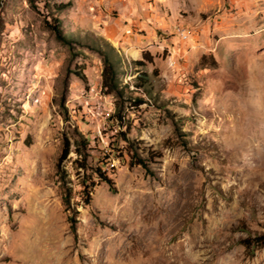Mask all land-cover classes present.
Listing matches in <instances>:
<instances>
[{
  "label": "rangeland",
  "instance_id": "374dc122",
  "mask_svg": "<svg viewBox=\"0 0 264 264\" xmlns=\"http://www.w3.org/2000/svg\"><path fill=\"white\" fill-rule=\"evenodd\" d=\"M261 236L264 0H0V264H264Z\"/></svg>",
  "mask_w": 264,
  "mask_h": 264
},
{
  "label": "trees",
  "instance_id": "16d2710c",
  "mask_svg": "<svg viewBox=\"0 0 264 264\" xmlns=\"http://www.w3.org/2000/svg\"><path fill=\"white\" fill-rule=\"evenodd\" d=\"M48 27L50 28V30L55 34V36L61 40V41H66L63 32H62V28H61V21L57 18H54L52 20V22L48 25ZM144 60H147L150 62V58H148V54L143 55ZM136 64L138 66H142L144 63L143 61H137ZM113 69L111 66V63L106 60L105 61V66L103 69V86L107 87V80H108V76L109 75H113ZM143 80L146 81V75H142ZM139 88V87H137ZM137 101V105H141L144 101L143 99L139 98L136 99ZM121 118V117H120ZM121 120V119H120ZM125 136V134H123ZM128 142V145L133 147V154L132 157L129 161V168H133L134 166H141L143 167L149 174H151V170L147 164V161H145L138 153H137V147H134V141H130L128 139H126ZM84 143L86 144L87 141L84 140ZM70 141H68L67 139L64 140L63 143V148L61 151L60 156L58 157L57 163H56V174L59 176V178L62 180V182H64V178L66 177V171L64 170V166L63 163L65 162V160L67 159L69 153H70ZM77 155L80 156L79 151H76ZM110 153H107L105 155V159L109 158ZM161 154L160 153H150L148 151V156L147 158L151 161H153L155 158L160 157ZM75 164L77 165V168H80L81 170H85L86 165H85V159H79L77 158L75 160ZM94 172L96 173L97 177H98V183H104L108 186V189L111 193H116L117 189H116V185L115 182L113 180L112 177H110L107 174V171L102 170V168L97 167ZM94 183H91V185L89 187H87L86 185H83L84 187V192L86 193V197H85V201H84V205H89L90 201H91V197H90V191L85 190L86 188H92L94 187ZM62 201L63 204L65 205V208L67 211H73V207L71 205V201H70V194L66 193L63 195L62 197ZM67 220L69 222V227L70 230L73 234H76V224H77V220L74 216V214L70 213L67 216ZM264 245V236L261 237H256V238H250L248 237L247 239H245L243 241V245L245 246V248L247 250H249L251 253L254 252V249L259 246V245Z\"/></svg>",
  "mask_w": 264,
  "mask_h": 264
}]
</instances>
